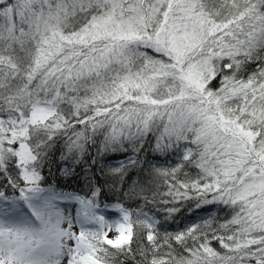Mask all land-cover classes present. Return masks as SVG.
I'll use <instances>...</instances> for the list:
<instances>
[{"label":"snow or ice","instance_id":"6c2138e0","mask_svg":"<svg viewBox=\"0 0 264 264\" xmlns=\"http://www.w3.org/2000/svg\"><path fill=\"white\" fill-rule=\"evenodd\" d=\"M0 264H264V0H0Z\"/></svg>","mask_w":264,"mask_h":264},{"label":"trees","instance_id":"16d2710c","mask_svg":"<svg viewBox=\"0 0 264 264\" xmlns=\"http://www.w3.org/2000/svg\"><path fill=\"white\" fill-rule=\"evenodd\" d=\"M99 147V138L97 139L96 146H89L86 154L83 157V160L79 164H73L71 161H62L60 159V154L56 153L51 162L44 170V175L46 176L47 182L53 185L58 186L67 192L78 193L84 195L88 192V181L91 179L93 184L104 183V177L101 172V169H107L104 165V161L112 162L114 159H119L125 157L128 154L134 155V153L129 149L127 153L121 154H104L98 151ZM139 158L141 160H150L154 162L155 160H160L161 158L154 154L151 150L150 145H145L144 149L141 151ZM93 159L95 163H93ZM106 162V163H107ZM67 167H72L75 171L71 174L66 175L62 170ZM147 165H145V168ZM134 178L138 177L139 174L136 170L130 172ZM105 191H108V185H105ZM101 203H115L117 199H121L120 196H113L110 192L108 196H101ZM126 204H131L135 207V204L131 201L125 200ZM194 202H189L184 208L181 216L178 219L185 220L191 213L188 212L189 207H193ZM153 209V205L149 204L145 207V210ZM158 215H162L159 214ZM170 227H175V225H170Z\"/></svg>","mask_w":264,"mask_h":264},{"label":"rangeland","instance_id":"374dc122","mask_svg":"<svg viewBox=\"0 0 264 264\" xmlns=\"http://www.w3.org/2000/svg\"><path fill=\"white\" fill-rule=\"evenodd\" d=\"M131 155L132 154H128L125 157H122V158H119V159H114V160H112V162H109V161L107 162V161H104V160L102 162H104V165L107 168L109 166L115 165L119 160H123L127 156H131ZM157 161L158 160H155L153 163H155ZM110 204H112V203H110ZM77 207H78V205H72L71 206V211H72L73 215H75V211H76ZM210 211H215V206H206V208H204L202 210H196V211L192 212L191 215L188 216L185 220H195L197 218V216L204 215L205 213L210 212Z\"/></svg>","mask_w":264,"mask_h":264}]
</instances>
